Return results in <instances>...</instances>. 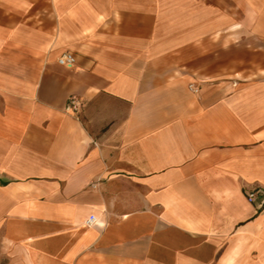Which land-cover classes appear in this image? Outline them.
<instances>
[{"label": "crops", "instance_id": "obj_1", "mask_svg": "<svg viewBox=\"0 0 264 264\" xmlns=\"http://www.w3.org/2000/svg\"><path fill=\"white\" fill-rule=\"evenodd\" d=\"M0 264H264V0H0Z\"/></svg>", "mask_w": 264, "mask_h": 264}, {"label": "built area", "instance_id": "obj_2", "mask_svg": "<svg viewBox=\"0 0 264 264\" xmlns=\"http://www.w3.org/2000/svg\"><path fill=\"white\" fill-rule=\"evenodd\" d=\"M75 56L73 53L71 52H63L61 53L58 57H57V63L61 66L67 67V68H71L72 66H74L75 64ZM191 89H193L195 92L198 90L197 88L193 87L192 85H190ZM80 101L76 98H70L66 105H65V111L66 112H70L72 114H76L80 108ZM258 193H262V191L260 189H255V190H251L246 194L247 200L251 203H253L255 201L256 195ZM97 222V217L94 214H90L88 216V218L85 220V224L87 226H92L94 224H96Z\"/></svg>", "mask_w": 264, "mask_h": 264}]
</instances>
